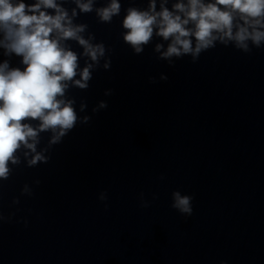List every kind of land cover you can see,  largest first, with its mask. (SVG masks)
Masks as SVG:
<instances>
[{
    "label": "clouds",
    "instance_id": "clouds-1",
    "mask_svg": "<svg viewBox=\"0 0 264 264\" xmlns=\"http://www.w3.org/2000/svg\"><path fill=\"white\" fill-rule=\"evenodd\" d=\"M121 11V0H0V182L21 166L47 164L54 146L77 124L90 122L91 116L79 114L87 103L80 100L78 113L77 99L70 93L87 91L94 72L110 70L112 50L97 41L87 23L77 21L94 13L98 23L111 24ZM124 13L123 43L140 55L158 38L153 52L169 65L185 56L196 63L218 44L245 54L264 49V0H147L146 8L130 4ZM73 42L82 51L74 50ZM13 57L19 58L18 64L13 65ZM107 107L101 100L92 112ZM44 134L47 143L41 146ZM32 194L25 184L21 195ZM106 198L100 193L101 201ZM19 202L18 197L12 201ZM141 207H148L143 194ZM171 208L191 216L193 197L173 191ZM4 219L0 214V221Z\"/></svg>",
    "mask_w": 264,
    "mask_h": 264
}]
</instances>
